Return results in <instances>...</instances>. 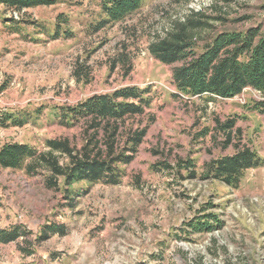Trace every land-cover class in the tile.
Listing matches in <instances>:
<instances>
[{
  "label": "rangeland",
  "instance_id": "374dc122",
  "mask_svg": "<svg viewBox=\"0 0 264 264\" xmlns=\"http://www.w3.org/2000/svg\"><path fill=\"white\" fill-rule=\"evenodd\" d=\"M52 2L19 10L0 3V147L24 142L45 151L47 138L67 137L79 148L82 122L66 126L52 113L92 94L149 86L153 102L125 122L147 129L117 184L66 186L60 177L53 188L44 169L28 175L0 167V229L19 225L26 232L0 243V264H264V110L251 108L264 96L251 88L226 99L184 94L171 77L177 63L163 64L147 49L190 10L219 16L211 20L216 31L264 22V0H144L104 26L100 0ZM5 114L26 122L2 121ZM215 118H235L242 142L263 160L237 187L201 174L206 162L234 150L223 149L222 134L210 130ZM181 159L193 160L195 177L153 168ZM206 214L219 225L192 231L188 222ZM47 222L65 231L38 241Z\"/></svg>",
  "mask_w": 264,
  "mask_h": 264
},
{
  "label": "trees",
  "instance_id": "16d2710c",
  "mask_svg": "<svg viewBox=\"0 0 264 264\" xmlns=\"http://www.w3.org/2000/svg\"><path fill=\"white\" fill-rule=\"evenodd\" d=\"M52 1L0 0V3L19 10L51 4ZM143 1L100 0L98 26L124 19L135 12ZM219 18L190 10L185 17L176 19L162 35H157L147 49L153 58L163 64L177 63L171 77L175 87L184 94L226 99L241 93L244 88H251L264 96V22L242 29L216 31L211 20ZM66 22V18L58 21L54 29L56 34L60 32V25ZM205 32L212 33L204 37ZM203 39L204 42L200 43ZM152 102L153 95L149 86L140 88L127 85L110 92L92 94L72 105L58 106L52 115L61 123L73 126L82 122L83 144L78 148L67 137L47 138L44 142L47 149L38 151L36 147L24 142L8 143L0 147V167H22L28 175L44 169L49 171L45 184L53 188L57 186L60 177L66 186L81 180L117 184L122 175V167L134 158L147 129L146 125L125 126V122L127 118L142 116ZM251 105L252 109L264 110V100L253 101ZM8 120L13 125H22L26 117L12 114L2 116V121ZM207 130L204 128L201 136H205ZM210 130L222 134L223 149L232 145L234 150L206 162L201 174L237 187L244 171L260 166L263 160L253 147L242 142L241 128L235 127V118L224 121L215 118ZM215 137L211 138L215 140ZM62 156L69 160L66 165L59 161ZM192 161L181 159L175 165L158 163L153 168H167L177 172L187 170L189 177H195L196 170ZM219 222L217 217L206 214L188 222V225L192 231H203L213 229ZM64 231L63 225L47 222L38 232V241L55 233L63 234ZM25 235L26 232L19 225L1 228L0 243L12 242Z\"/></svg>",
  "mask_w": 264,
  "mask_h": 264
}]
</instances>
